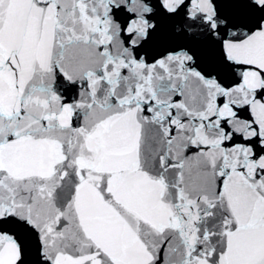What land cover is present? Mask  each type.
<instances>
[{
  "label": "snow or ice",
  "instance_id": "6c2138e0",
  "mask_svg": "<svg viewBox=\"0 0 264 264\" xmlns=\"http://www.w3.org/2000/svg\"><path fill=\"white\" fill-rule=\"evenodd\" d=\"M0 264H264V0H0Z\"/></svg>",
  "mask_w": 264,
  "mask_h": 264
}]
</instances>
